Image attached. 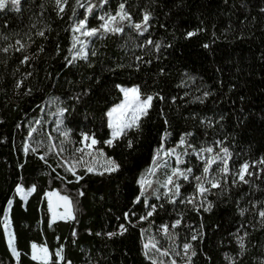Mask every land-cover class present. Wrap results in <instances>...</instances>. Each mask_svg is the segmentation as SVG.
<instances>
[{
  "label": "trees",
  "instance_id": "1",
  "mask_svg": "<svg viewBox=\"0 0 264 264\" xmlns=\"http://www.w3.org/2000/svg\"><path fill=\"white\" fill-rule=\"evenodd\" d=\"M91 1L67 0L63 12L56 0L0 8V264H44L32 259V243L49 249L47 264H157L145 250L151 226L190 244L189 264H264V0H98L87 12ZM121 3L130 16L116 21L123 31L87 37L86 54L75 56V20L98 27ZM121 84L153 101L139 129L109 146L107 114L123 98ZM50 99L71 140L94 136L117 171L56 167L48 129L34 128ZM181 140L190 151L227 148L234 172L249 165L248 182L227 173L200 204L183 199L195 189L182 181L181 197L160 200L159 170L143 193L160 148ZM19 186L35 191L25 200ZM53 190L70 198L74 219L52 221ZM7 208L19 257L7 240Z\"/></svg>",
  "mask_w": 264,
  "mask_h": 264
},
{
  "label": "rangeland",
  "instance_id": "2",
  "mask_svg": "<svg viewBox=\"0 0 264 264\" xmlns=\"http://www.w3.org/2000/svg\"><path fill=\"white\" fill-rule=\"evenodd\" d=\"M8 1H10L11 3V0H6V3ZM97 2L98 0H92L91 2L86 4L85 8L87 12L89 8H93L94 6H96ZM116 13H111V14L115 15ZM107 15L108 14L105 13L101 14V16H105V17H107ZM83 19L87 20V17ZM79 20L81 19L75 20L74 27L79 22ZM117 20H119V17H117ZM87 27L94 28L88 25ZM76 38H77L76 40L77 45L74 54L75 56H83L87 52L89 41L87 37L81 35L80 32H76ZM132 87H138V86L123 85V84L120 85V89L132 88ZM123 102H124V94L122 100L114 104V106L111 107V109ZM111 109L109 110V112L111 111ZM40 123H41V127L47 128L50 133L49 134L50 142L46 146L48 147L49 156L51 160L55 163L56 167L61 168L65 173H71V174L72 172L68 171L70 167L73 169L75 174H77L78 171L80 170H87L89 166L93 167L94 171L92 172L105 171L103 165H105L107 159H112V158L106 156V154L103 151L98 150L96 148V145L93 146L91 149L85 148V143H90V140L87 142H84V140H82L81 144H77L71 140L70 131L65 126L64 123L63 110L57 101L53 99H50L48 101V103L46 104L43 117L39 119L37 122H35L34 128ZM65 133H67V135H65ZM181 141H183V143H181ZM181 141L174 146H169L168 148L165 147L160 148L158 158L150 166V168L147 171V174L141 178L143 193H145L148 189H150L153 186L155 182L154 181L155 175H157L158 171L160 170L162 176V182L160 183L161 191L160 194H158L157 196L160 200L169 199L170 195H173L175 199L179 196L181 197L182 194L181 187L183 181L191 184L190 189L193 188L195 189L194 194L191 195L186 193L185 194L186 196L183 199H186V201H191L195 199L196 202L200 204H204L205 203L204 195L206 192L204 193L200 192L198 188L199 184H203V186L206 189H209V187L212 186V184L209 183V181L219 183L220 179L223 178L224 175H226L227 173H232V174L236 173V175H238L241 168L239 169L238 172H234L230 164L231 154L229 150L228 153L225 154L223 151L224 147H222L220 144H217L215 146H199L196 148L191 147V151H190L185 141L184 140ZM35 143H36L35 147H43L44 144L42 140H38ZM207 148H212L213 151L207 152L206 151ZM77 149H84V151L83 152L77 151ZM89 151H91L92 153L91 156L87 155ZM101 152L103 153V155H100ZM213 158H215L216 162L211 165V167L209 168V172L205 174L204 168L208 166V161L212 160ZM194 162L197 164L196 169L195 166L193 165ZM186 163L189 166H187ZM225 167H227L226 172L222 170ZM189 169H191L190 172L188 171ZM175 170H179V171L177 172V174L173 175ZM179 173H183V175H180ZM169 177H171L172 183H168ZM196 177H200V180H197ZM177 185H179L178 192L176 187ZM18 188H23V187L19 186ZM23 190H24L23 193L18 192V194L26 200L32 191L26 190L24 188ZM49 193H59L60 196H66L64 194H61L58 190L49 191L46 194L48 203H49V197H48ZM52 202L56 206L55 211L57 214L56 219L54 221L68 220L69 218H63V219L60 218V216L65 212V207L63 202L59 201L56 196L52 197ZM71 210L73 215V209ZM8 211L9 208H7V213L4 217V222H5V218L7 217L9 221V230L14 236V244H15V234L10 217L8 216ZM50 211H51V219L53 221V213L51 209ZM165 227L166 226H163L162 228L157 230L155 227L151 226L144 231L145 245L146 244L148 245L147 248L145 247L147 255L157 264H189L191 259V247L187 251H185L184 249L185 244L174 243L173 240L171 239V235L168 233V230L165 231ZM6 231L8 232V230ZM121 231L124 230L121 228ZM8 240H9V235H8ZM153 245H155V247H153ZM42 247H46V246L43 245ZM165 253L167 254L165 255ZM60 256H61V252H60ZM50 257L51 254L49 251L47 262L50 261ZM38 261L44 263L41 260Z\"/></svg>",
  "mask_w": 264,
  "mask_h": 264
},
{
  "label": "snow or ice",
  "instance_id": "3",
  "mask_svg": "<svg viewBox=\"0 0 264 264\" xmlns=\"http://www.w3.org/2000/svg\"><path fill=\"white\" fill-rule=\"evenodd\" d=\"M5 3H6V0H0V8H4ZM11 3L14 6L19 5L20 0H11ZM66 3H67V0H56V4L59 7L60 12L64 11V5ZM77 3H79V0H77ZM88 11L91 12L92 9L89 8ZM117 17H119L120 21H125V20L130 19L129 14L125 11V4L121 3L119 5V11L115 15L108 14L107 17L100 16L99 19H100V21H102V23H100L98 27L88 28L87 27V20L81 19L75 25L73 31L74 32H80L81 35L86 36V37L97 36L98 34H102V33L121 32V31H123V29L118 27V26H115L116 21H117ZM149 19H150L149 14L145 13V15L143 17L144 24H147ZM135 27L137 29H139V28H141V25L136 24ZM194 34L195 33H188L189 36H192ZM40 35H43V33H40ZM77 42H79V41H77ZM73 46H75V44ZM3 50L7 51V49H3ZM121 91L124 94V102L117 105L116 107L112 108L111 111L108 112V114H107L109 117L108 127L110 129H112L111 139L105 141V143L108 144L109 146H111L113 144V141H115L118 138L125 135L126 130L131 129V128L139 129L141 118L146 117L148 115V111L152 106L153 96L152 95L142 96V93H141L139 87L122 88ZM65 135H67V133H65ZM83 140H84V142H87L90 140V143H85V148H87V149H91L93 146H95L98 143V141L95 139L94 136L90 137L87 134H84ZM181 143H183V141H181ZM129 146H131V145L129 144ZM77 151L83 152L84 149H77ZM206 151L212 152L213 149L207 148ZM223 151L225 154L228 153L227 148H224ZM87 155L91 156L92 155L91 151H89L87 153ZM100 155H103V153L101 152ZM41 159H43V157H41ZM215 162H216L215 158L208 161V166H206L204 168L205 174H207L209 172V168ZM103 167H104V170L107 172H115L119 169L120 166L114 160L107 159L105 162V165H103ZM248 169H249V165L244 164V165H242L240 172L238 174L240 181H243L244 183L248 182L245 180V174H248V175L252 174V173L248 172ZM222 170L226 172L227 167H225ZM68 171L72 172V174L75 175V172L73 171V169L71 167L68 169ZM87 171L92 172V171H94V169H93V167L89 166L87 168ZM178 171L179 170H175L173 175L177 174ZM188 171L190 172L191 169H189ZM100 174L102 175L103 173H100ZM179 174L183 175V173H179ZM82 178L83 177H79L78 179H82ZM196 179L200 180V177H196ZM168 183H172L171 177L168 178ZM209 183L212 184V187H218L219 186V184L217 182L209 181ZM176 187H177V192H178L179 191V185H177ZM198 188H199L201 193H204V192L209 190V189H206L203 186V184H199ZM31 190L35 191V188L33 187ZM17 191L23 193L24 190H23V188H17ZM53 196H56L59 201H62L64 204V207H65V212H64V214H62L60 216V218L61 219H63V218L74 219L75 217L72 215V210H71L72 204H71L70 199L67 196H60L59 193H49L48 194L49 207L53 213V221L56 219V216H57L56 211H55L56 206L52 202ZM25 198H26V195H25ZM241 214L243 215V210H242ZM149 215H151V213H149ZM259 215L261 218H264V211H261L259 213ZM177 223H179V221H177ZM4 225H5V229L8 230L9 246H10L13 254L16 255L17 257H19L20 253L17 251V249L15 247L14 236L11 233V231L9 230V221H8L7 217L5 218ZM121 228L123 230H126L123 228V225H121ZM165 231H167L166 227H165ZM119 234H122V232ZM109 235L114 236V235H117V233H110ZM192 239H196V237L193 236ZM243 246H244L243 242L241 241V248H243ZM145 247L147 248L148 245L146 244ZM153 247H155V245H153ZM190 247H191V245L185 244L184 245L185 251H187ZM32 249H33L32 259L33 260H41L44 262V264H47L48 254H49L48 248L47 247H38L36 244H33ZM166 254L167 253H165V255ZM56 256L59 257L60 259H62V256H60V252H57Z\"/></svg>",
  "mask_w": 264,
  "mask_h": 264
},
{
  "label": "crops",
  "instance_id": "4",
  "mask_svg": "<svg viewBox=\"0 0 264 264\" xmlns=\"http://www.w3.org/2000/svg\"><path fill=\"white\" fill-rule=\"evenodd\" d=\"M4 227H5V225H4ZM5 231H6V229H5ZM6 235H7V240H8V232L7 231H6ZM33 244H36L38 247H42L43 246V245H40V244H37V243H32V245ZM32 255H33V249H32Z\"/></svg>",
  "mask_w": 264,
  "mask_h": 264
}]
</instances>
